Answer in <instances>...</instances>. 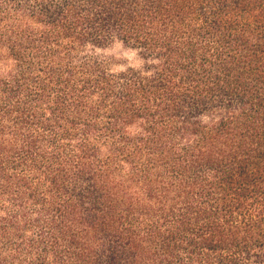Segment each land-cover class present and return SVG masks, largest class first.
Masks as SVG:
<instances>
[{
    "label": "trees",
    "instance_id": "1",
    "mask_svg": "<svg viewBox=\"0 0 264 264\" xmlns=\"http://www.w3.org/2000/svg\"><path fill=\"white\" fill-rule=\"evenodd\" d=\"M0 264H264V0H0Z\"/></svg>",
    "mask_w": 264,
    "mask_h": 264
},
{
    "label": "rangeland",
    "instance_id": "2",
    "mask_svg": "<svg viewBox=\"0 0 264 264\" xmlns=\"http://www.w3.org/2000/svg\"><path fill=\"white\" fill-rule=\"evenodd\" d=\"M104 54L108 57L113 56V58L115 59V61H117L118 64H121V62L126 60L127 58L126 52L122 51L119 46L106 50ZM117 63L113 64V66H118Z\"/></svg>",
    "mask_w": 264,
    "mask_h": 264
}]
</instances>
